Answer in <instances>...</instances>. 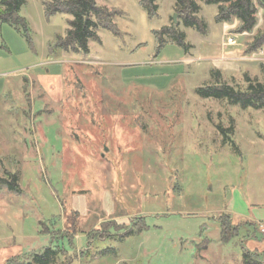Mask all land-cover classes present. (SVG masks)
<instances>
[{"label": "rangeland", "instance_id": "rangeland-1", "mask_svg": "<svg viewBox=\"0 0 264 264\" xmlns=\"http://www.w3.org/2000/svg\"><path fill=\"white\" fill-rule=\"evenodd\" d=\"M48 1L21 11L31 43L0 22V178L19 190L0 188V264L53 246L67 250L55 264H264V110L196 94L213 68L240 89L246 75L264 84V47L247 54L252 34L217 24L216 6H202V36L174 23L175 0L155 19L138 0H98L123 12L122 36L101 30L88 55L66 53L55 46L72 17L48 16ZM172 25L194 48L156 56L154 32ZM136 221L146 230L106 239Z\"/></svg>", "mask_w": 264, "mask_h": 264}, {"label": "trees", "instance_id": "trees-1", "mask_svg": "<svg viewBox=\"0 0 264 264\" xmlns=\"http://www.w3.org/2000/svg\"><path fill=\"white\" fill-rule=\"evenodd\" d=\"M142 8L146 11L150 19L159 18L158 2L161 0H138ZM27 0H0V22L14 27L16 30L23 32L29 43H31L30 31L25 18L21 16L23 7ZM216 6L217 15L215 22L220 26L225 24L238 23L234 32L238 34H252L251 41L248 43L247 54H252L264 47V32H255L258 25L259 9L264 10V0H175V11L180 16L181 23L185 29H194L202 36H207L208 32L205 21L201 18L202 6ZM45 11L48 16L58 14L72 17L68 20L69 28L64 37L57 38L56 49L66 53L84 54L90 53V43H100L101 38L99 31L105 30L111 32L114 36L120 37L122 33L116 24L117 17L122 15L119 9L111 10L106 6L98 4V0H50L44 3ZM175 23V22H174ZM176 24V23H175ZM158 40V56L161 51L169 44H174L181 48L186 55L194 48L186 41V33L176 25L164 26L160 31L154 32ZM261 70L264 74V63ZM213 83L196 88V94L206 100L226 101L231 106H238L242 110H264V84L257 79H251L245 76L246 89H240L227 83L222 73L215 68L211 71ZM224 129L218 126L217 129L223 136L226 144L233 145L230 135L232 129ZM7 186L11 192H18L17 175L8 174L6 178H0L1 186ZM140 220V219H139ZM144 221H136L131 228L120 227L122 231L128 232L121 236V231L115 233L114 227L109 226L106 239L124 240L126 237L135 235L134 229L139 232L146 230L143 226ZM142 224V225H141ZM141 225V227L139 226ZM221 236L224 241L229 238L230 223L227 221L220 222ZM236 233L237 229H233ZM54 240H59L53 236ZM67 238V237H64ZM71 248V242L67 238ZM67 250L63 247H49L42 253H34L29 262L18 264H55L58 258ZM103 252L102 254H106ZM245 264H262L260 261L249 260L247 253L244 254Z\"/></svg>", "mask_w": 264, "mask_h": 264}, {"label": "built area", "instance_id": "built-area-1", "mask_svg": "<svg viewBox=\"0 0 264 264\" xmlns=\"http://www.w3.org/2000/svg\"><path fill=\"white\" fill-rule=\"evenodd\" d=\"M235 41H236V37L235 36H231V35L228 36L229 44L232 45ZM260 231H261L262 234H264V223L260 224Z\"/></svg>", "mask_w": 264, "mask_h": 264}, {"label": "water", "instance_id": "water-1", "mask_svg": "<svg viewBox=\"0 0 264 264\" xmlns=\"http://www.w3.org/2000/svg\"><path fill=\"white\" fill-rule=\"evenodd\" d=\"M177 17H178V14H174V22L176 23V19H177Z\"/></svg>", "mask_w": 264, "mask_h": 264}]
</instances>
